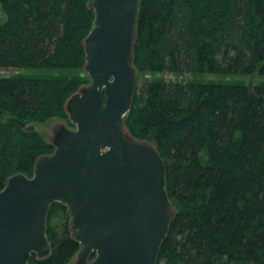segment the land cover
<instances>
[{
    "label": "trees",
    "instance_id": "16d2710c",
    "mask_svg": "<svg viewBox=\"0 0 264 264\" xmlns=\"http://www.w3.org/2000/svg\"><path fill=\"white\" fill-rule=\"evenodd\" d=\"M0 7V68L22 69L0 78L2 190L54 152L31 125L68 118L67 100L91 82L85 38L95 10L89 0ZM134 63L125 126L160 151L175 207L157 264H264V82L208 77L264 76V0H141ZM70 220L67 205L52 204L51 252L30 264H69L80 247Z\"/></svg>",
    "mask_w": 264,
    "mask_h": 264
},
{
    "label": "water",
    "instance_id": "95a60500",
    "mask_svg": "<svg viewBox=\"0 0 264 264\" xmlns=\"http://www.w3.org/2000/svg\"><path fill=\"white\" fill-rule=\"evenodd\" d=\"M141 0H89L85 38L91 82L66 102L75 128L57 123L54 152L38 157L32 176L16 173L0 190V264L48 256L51 206H68L73 264H157L175 207L158 148L125 126L138 86L135 58Z\"/></svg>",
    "mask_w": 264,
    "mask_h": 264
},
{
    "label": "rangeland",
    "instance_id": "374dc122",
    "mask_svg": "<svg viewBox=\"0 0 264 264\" xmlns=\"http://www.w3.org/2000/svg\"><path fill=\"white\" fill-rule=\"evenodd\" d=\"M4 17V13L0 7V20ZM18 72H22V69H15V68H0V78L2 77H6L9 75H13L16 74ZM164 77L167 80H183L184 78H186L188 76V74H172L170 72H164ZM211 80H218V79H228V80H235V81H244L247 83H250L251 86L255 83H263L264 82V76H261L260 74H253V75H228V76H218V75H209L208 76ZM70 118H66V117H62V116H54L51 117L49 119H47L45 122L43 123H38L35 125H31V128H37L39 129L43 135L45 136V138L50 141V136H51V132L53 127L57 124V123H64L66 125H70ZM76 255L71 259V261L69 262V264H73L75 261Z\"/></svg>",
    "mask_w": 264,
    "mask_h": 264
},
{
    "label": "bare ground",
    "instance_id": "6f19581e",
    "mask_svg": "<svg viewBox=\"0 0 264 264\" xmlns=\"http://www.w3.org/2000/svg\"><path fill=\"white\" fill-rule=\"evenodd\" d=\"M49 221V220H48Z\"/></svg>",
    "mask_w": 264,
    "mask_h": 264
}]
</instances>
